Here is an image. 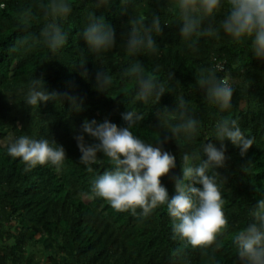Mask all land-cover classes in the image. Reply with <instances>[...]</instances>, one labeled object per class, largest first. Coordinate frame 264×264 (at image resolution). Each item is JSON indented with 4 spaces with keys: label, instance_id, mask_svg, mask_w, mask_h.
<instances>
[{
    "label": "trees",
    "instance_id": "1",
    "mask_svg": "<svg viewBox=\"0 0 264 264\" xmlns=\"http://www.w3.org/2000/svg\"><path fill=\"white\" fill-rule=\"evenodd\" d=\"M31 0H0V141L9 135L47 138L63 145L67 158L60 171L51 165L37 166L25 171L19 158L7 155L6 145L0 143V264H173L172 251L177 242L171 239V221L161 206L148 218H137L130 212H116L103 199L90 191L91 180L104 169L93 165L88 173L80 163V150L74 137L79 134L85 119L102 121L108 117L120 127L125 126L121 113L137 110L145 119L133 132L146 142L155 143L160 135H168L155 115L168 107L174 110L176 96L182 93L191 102L197 117L203 121L196 145L220 142L214 138L215 123L221 116L239 117L246 135L255 137L247 157L225 140L227 166L217 169L226 184L222 186L228 232L219 238L222 246L207 255L200 250H188L187 260L176 264H238L231 235L249 222L248 209L264 198V62L250 50L251 41L234 43L221 32V39L193 37L198 51L193 53L180 36L181 23L170 12L161 15L162 31L153 33L160 46L157 55L129 56L121 46L129 30L127 15L120 12L119 0L108 9H99L114 28L117 47L96 57L90 52L80 33L87 23L85 0H69L73 12L63 28L68 33L67 44L56 54L40 45L30 50L9 52L18 37L26 35L17 20L21 5ZM91 0H87L90 3ZM157 5L146 0L143 13L148 15ZM93 10V9H89ZM168 22V23H165ZM147 23L150 24V21ZM42 16L32 21L33 33L38 34ZM136 60L151 71L159 64L162 70L156 78L167 80L169 70L175 72L158 104L132 102L136 83L121 80L120 73ZM84 61V67L80 62ZM219 66L218 75H230L234 86L233 109L220 113L203 102L196 85L197 67ZM87 69V75L82 73ZM223 68V69H221ZM109 71L114 83L103 93L97 90L98 71ZM43 76L49 92H69L80 98L82 111H73L68 101L41 102L33 110L24 102L29 81ZM89 144L92 138L86 136ZM186 150H191L184 140ZM177 157V167L162 178L169 198L175 195V180L182 176L180 148L175 141L164 145ZM202 159H207L201 153ZM247 159L254 162L249 174L241 170ZM202 187L201 185H196Z\"/></svg>",
    "mask_w": 264,
    "mask_h": 264
},
{
    "label": "clouds",
    "instance_id": "2",
    "mask_svg": "<svg viewBox=\"0 0 264 264\" xmlns=\"http://www.w3.org/2000/svg\"><path fill=\"white\" fill-rule=\"evenodd\" d=\"M115 0H85L87 23L80 35L88 49L96 57L117 47L114 28L104 15H97L99 9H108ZM157 5L148 15L143 13L146 0H119L120 12L127 15L129 30L121 45L129 56L157 55L160 46L153 38L159 35L161 15L170 12L181 23L180 36L188 42L193 53L198 51L193 37L221 39V32L234 43L251 41L250 50L257 60L264 62V0H153ZM4 5L0 4V8ZM93 9V10H89ZM73 4L69 0H31L21 5L17 20L26 35L18 37L8 51L30 50L36 46L46 47L53 55L64 48L69 35L63 24L71 16ZM42 16L43 24L38 34L33 33L32 21ZM150 21V24L147 23ZM165 23H168L165 21ZM84 67V61L80 62ZM162 66L156 64L151 71L141 62L124 68L121 80H134L136 88L132 102L158 104L166 92H171L168 83L175 81V72L169 70L167 80L156 78ZM219 66L197 67L196 85L203 102L216 107L220 113L233 109L234 86L237 81L230 75H218ZM87 75V69L82 73ZM98 91L108 93L114 83L109 71H98L95 76ZM68 101L73 111H82L79 97L69 92H49L43 76L32 78L27 86L23 102L33 110L41 102ZM174 110L168 107L155 113L161 128L168 135H160L155 143L146 142L133 132L145 119V114L137 110L121 113L124 127L113 123L108 117L102 121L85 119L79 134L74 139L80 150V163L88 173H94L93 165L104 169L91 180L90 191L94 197L103 199L116 212H130L137 218H148L155 210L164 206L170 217L171 239L177 247L171 253L173 264L187 260L188 250H200L207 255L208 250H218L229 228L225 213V198L222 186L226 184L217 169L227 166L225 140L239 149L241 158L247 157L249 149L256 144L255 137L242 130L239 117L221 116L216 120L214 138L220 142H204L196 145L203 121L195 114L191 102L182 93L176 96ZM86 136L96 141L89 144ZM175 141L180 148L182 176L175 180V195L169 198L162 178L170 175L177 167V157L165 150L164 145ZM184 140L191 150L180 143ZM7 155L19 158L31 171L37 166L51 165L60 171L67 158L63 145L47 138L36 139L30 135L7 137ZM201 153L207 159L201 158ZM254 162L247 159L241 170L247 174ZM201 185L202 187H197ZM249 222L231 235L232 244L238 257V264H264V198L248 209Z\"/></svg>",
    "mask_w": 264,
    "mask_h": 264
},
{
    "label": "rangeland",
    "instance_id": "3",
    "mask_svg": "<svg viewBox=\"0 0 264 264\" xmlns=\"http://www.w3.org/2000/svg\"><path fill=\"white\" fill-rule=\"evenodd\" d=\"M6 140H7V139H5V140H3V141H0V143H2L3 145H6V143H5Z\"/></svg>",
    "mask_w": 264,
    "mask_h": 264
},
{
    "label": "built area",
    "instance_id": "4",
    "mask_svg": "<svg viewBox=\"0 0 264 264\" xmlns=\"http://www.w3.org/2000/svg\"><path fill=\"white\" fill-rule=\"evenodd\" d=\"M221 69H223V68H221Z\"/></svg>",
    "mask_w": 264,
    "mask_h": 264
}]
</instances>
